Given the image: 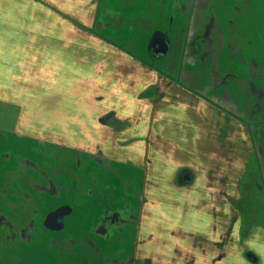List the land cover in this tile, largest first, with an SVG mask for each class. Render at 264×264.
I'll return each instance as SVG.
<instances>
[{"label":"crops","instance_id":"1","mask_svg":"<svg viewBox=\"0 0 264 264\" xmlns=\"http://www.w3.org/2000/svg\"><path fill=\"white\" fill-rule=\"evenodd\" d=\"M89 85L94 96L72 104ZM73 106L97 124L106 154L124 147L104 137L133 141V124H144L142 153L160 156L159 166L133 162L145 185L203 201L228 193L226 166L247 162L237 144L248 129L264 155V0H0V137L46 123L54 139L69 138ZM101 130L112 132L100 141Z\"/></svg>","mask_w":264,"mask_h":264},{"label":"rangeland","instance_id":"2","mask_svg":"<svg viewBox=\"0 0 264 264\" xmlns=\"http://www.w3.org/2000/svg\"><path fill=\"white\" fill-rule=\"evenodd\" d=\"M72 93L74 105L95 94L90 85ZM72 117L61 132L66 139L51 137L46 123L38 132L22 124L16 132L23 138L0 137V264H264V253L248 244L264 227V196L251 187L255 172L264 175V155L249 129L248 142L237 144L247 162L226 166L232 187L203 201L157 181L145 185V169L133 162L159 166L160 156L142 153L150 143L143 123L133 124V141L99 131L100 141L124 147L106 154L109 144L96 142L97 124L81 123L74 106Z\"/></svg>","mask_w":264,"mask_h":264},{"label":"clouds","instance_id":"3","mask_svg":"<svg viewBox=\"0 0 264 264\" xmlns=\"http://www.w3.org/2000/svg\"><path fill=\"white\" fill-rule=\"evenodd\" d=\"M248 244L257 251L264 253V227H258L256 234L248 241Z\"/></svg>","mask_w":264,"mask_h":264},{"label":"water","instance_id":"4","mask_svg":"<svg viewBox=\"0 0 264 264\" xmlns=\"http://www.w3.org/2000/svg\"><path fill=\"white\" fill-rule=\"evenodd\" d=\"M161 49L163 50V49H164V47H163V46L159 47V50H158V51H160Z\"/></svg>","mask_w":264,"mask_h":264},{"label":"flooded vegetation","instance_id":"5","mask_svg":"<svg viewBox=\"0 0 264 264\" xmlns=\"http://www.w3.org/2000/svg\"><path fill=\"white\" fill-rule=\"evenodd\" d=\"M158 48L161 46V44L157 43Z\"/></svg>","mask_w":264,"mask_h":264}]
</instances>
